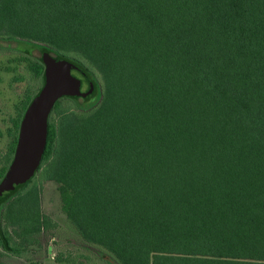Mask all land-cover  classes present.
<instances>
[{"label":"trees","instance_id":"trees-1","mask_svg":"<svg viewBox=\"0 0 264 264\" xmlns=\"http://www.w3.org/2000/svg\"><path fill=\"white\" fill-rule=\"evenodd\" d=\"M9 50L37 88L0 178L45 53L98 91L56 102L38 176L0 200L4 251L55 226L38 186L54 181L107 264H264V0H0Z\"/></svg>","mask_w":264,"mask_h":264},{"label":"rangeland","instance_id":"rangeland-1","mask_svg":"<svg viewBox=\"0 0 264 264\" xmlns=\"http://www.w3.org/2000/svg\"><path fill=\"white\" fill-rule=\"evenodd\" d=\"M11 45L15 46V43ZM33 53L35 56L41 55L37 50ZM28 63L15 51L0 53V173L13 141L14 121L28 95L37 88L36 78ZM68 104L67 100L63 101V106ZM38 186L41 190V211L50 217L55 226L43 229L39 242L21 254L10 253L0 247V264H107L99 257V250L84 242L68 224L58 184L38 181ZM58 255L62 261L56 260Z\"/></svg>","mask_w":264,"mask_h":264},{"label":"water","instance_id":"water-1","mask_svg":"<svg viewBox=\"0 0 264 264\" xmlns=\"http://www.w3.org/2000/svg\"><path fill=\"white\" fill-rule=\"evenodd\" d=\"M42 60L43 82L20 120L14 153L0 178V200L24 187L39 171L56 102L65 96L85 98L98 91L95 80L80 64L49 53Z\"/></svg>","mask_w":264,"mask_h":264}]
</instances>
